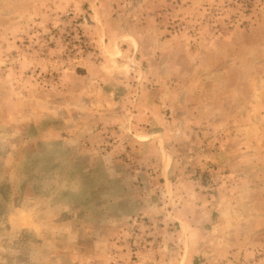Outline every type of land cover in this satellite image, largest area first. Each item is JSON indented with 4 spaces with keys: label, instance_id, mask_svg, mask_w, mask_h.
Here are the masks:
<instances>
[{
    "label": "rangeland",
    "instance_id": "obj_1",
    "mask_svg": "<svg viewBox=\"0 0 264 264\" xmlns=\"http://www.w3.org/2000/svg\"><path fill=\"white\" fill-rule=\"evenodd\" d=\"M0 264H264V0H0Z\"/></svg>",
    "mask_w": 264,
    "mask_h": 264
}]
</instances>
